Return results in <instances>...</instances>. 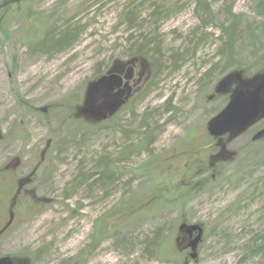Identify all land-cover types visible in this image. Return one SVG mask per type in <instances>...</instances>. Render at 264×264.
Returning a JSON list of instances; mask_svg holds the SVG:
<instances>
[{"label":"rangeland","instance_id":"obj_1","mask_svg":"<svg viewBox=\"0 0 264 264\" xmlns=\"http://www.w3.org/2000/svg\"><path fill=\"white\" fill-rule=\"evenodd\" d=\"M2 1L0 214L15 173L2 166L12 158L18 175L40 163L31 186L47 200L20 212L0 238V257L264 264V136L226 140L234 154L198 177L210 143L202 123L229 99L207 96L232 71H264L259 0ZM138 44L150 71L143 87L111 119L75 117L87 83ZM181 223L203 230L194 258L177 239Z\"/></svg>","mask_w":264,"mask_h":264},{"label":"water","instance_id":"obj_2","mask_svg":"<svg viewBox=\"0 0 264 264\" xmlns=\"http://www.w3.org/2000/svg\"><path fill=\"white\" fill-rule=\"evenodd\" d=\"M141 65L147 63L143 57H132L126 61L131 64L136 60ZM131 66L128 68L124 78L125 89L112 93L121 84L122 78L109 70L94 80L87 83L84 92L83 114L92 117L93 121H101L117 112L125 103L131 93V87L127 85L131 78ZM233 81L239 82L229 96L224 107L213 115L206 124L207 132L212 137L228 135V140L243 134L249 127L264 119V71L250 78H241L239 71L230 72L225 75L216 85L215 90L226 93ZM264 134V129L258 131L254 138L258 139ZM234 153L230 152L228 157ZM179 232L189 234L195 232V236L188 243L191 250L190 257L194 258L198 243L202 238V228L198 224L181 223L178 227ZM0 264H15L10 255L0 257Z\"/></svg>","mask_w":264,"mask_h":264},{"label":"flooded vegetation","instance_id":"obj_3","mask_svg":"<svg viewBox=\"0 0 264 264\" xmlns=\"http://www.w3.org/2000/svg\"><path fill=\"white\" fill-rule=\"evenodd\" d=\"M141 56L142 55H131L130 57H112L109 59L106 70L103 73L96 76L94 79H96L97 77L106 73L109 70H113V73L119 75L120 78H122L120 86L118 88H115L112 91V93H116L121 89H125L126 80H125L124 76H125L126 72L128 71V68L131 66V74L132 75H131V78L129 79L128 83H127V85L131 87V93L128 97V99H129L143 87L144 83L147 81V79L150 76V71L148 68V66H149L148 62L144 66L141 65L139 59L136 60L135 62L131 63V64L126 63V61L132 57L140 58ZM241 78L244 79L243 76H241ZM216 85H214L213 90H211L210 94L207 96L209 100H211L213 98H217L220 96V94H219L220 92L215 90ZM238 85H239V82H237V81H233L231 83V85L229 87L228 95H227L228 97H229L230 91H232ZM215 100H217V99H215ZM82 105H80V106L78 105L75 107V112L73 114L75 117H77L78 114L79 115L82 114V112H81ZM123 106H124V104L121 106V108ZM118 111L116 113H114L113 115L108 116L107 119H111L115 114L118 113ZM82 116H84L86 120L93 122L92 117H89L88 115H83V114H82ZM65 121L67 122L68 120H65ZM259 122L252 125L242 135L249 136L250 141H253V142L256 140H259V139L254 138L255 134L259 130L264 129V127H260ZM201 135L204 139L207 138L208 141L210 142L207 146L201 148V150H204L206 152L205 154H206L207 159H208V163H207L208 167L203 168V170L200 172L196 171V173L198 172V177H201V176L205 177L206 176V173H205L206 169L208 170V168H214L220 162H222V159L227 157L229 149L224 148V144H226L225 142H226V140H228V136L223 135L220 137H212L207 132L206 122L202 123V134ZM242 135H240V136H242ZM199 141L200 142L202 141L201 137H199ZM51 144H52V140L48 139L46 141V143L44 144V146L41 148L40 153H41L42 157L45 156V153L50 148ZM39 165H40V163L36 162L33 165V167L31 168V170L30 169H29L30 171L27 170V172H26L27 174H24V175H18L17 174V169L21 167V161L18 157L12 158L4 166H2L3 170L6 169L8 171L15 172V173L12 177L8 178L11 180L13 188H11V192L7 198V202L3 204L4 206L1 210V214H0V238L2 236H4L8 232L9 229L12 228V226L18 220V218H19L18 216H19L20 212L26 210L27 206H31V204H36V206L38 207L44 201L47 200L46 197L36 195L35 191H34L35 190L34 187L31 186V184L33 182V178L36 175L35 173L38 172ZM202 182H203V180L201 179L200 183H202ZM28 200H30L31 203L28 202ZM33 206L34 205H32V207ZM36 206H34V207H36ZM191 237H193V234L190 235L187 232H182V233L178 234V239H180V244H181L180 246L182 247V249L188 248L187 243Z\"/></svg>","mask_w":264,"mask_h":264},{"label":"trees","instance_id":"obj_4","mask_svg":"<svg viewBox=\"0 0 264 264\" xmlns=\"http://www.w3.org/2000/svg\"><path fill=\"white\" fill-rule=\"evenodd\" d=\"M6 0H3L2 1V3L3 2H5ZM5 4V3H4ZM3 7V5L0 7V8H2ZM258 8L260 9V12H264V0H259L258 1ZM155 13H156V11L154 10V12H153V15H155ZM130 23H132V20H130ZM204 24V23H203ZM205 25V24H204ZM232 27V26H231ZM231 27H229V30H230V28ZM226 31H228V30H226ZM228 34V37L225 39V42H224V44H223V46H224V51L225 52H227V50H229L230 49V47H231V44H232V37H231V33H229V32H226V35ZM225 34L223 33V36H224ZM66 39V40H65ZM68 39L69 38H67V37H64L63 39H61L62 41H64L65 40V43L68 41ZM60 40V41H61ZM135 45V44H134ZM133 45V46H134ZM144 45L145 44H138V46L135 48V50H134V53L133 54H135V55H139L140 53H142V51L143 52H145V48H144ZM228 60H229V58H228ZM229 62H227L226 64H228ZM261 65H264V62H262L261 63ZM239 67V66H238ZM247 76V75H246ZM249 76V75H248ZM191 181V183H193L194 181L193 180H190ZM13 258V261L15 262V264H19V262H18V260L15 258V257H12Z\"/></svg>","mask_w":264,"mask_h":264}]
</instances>
